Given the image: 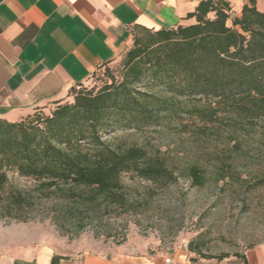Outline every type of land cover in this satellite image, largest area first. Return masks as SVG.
I'll list each match as a JSON object with an SVG mask.
<instances>
[{
  "label": "rangeland",
  "instance_id": "1",
  "mask_svg": "<svg viewBox=\"0 0 264 264\" xmlns=\"http://www.w3.org/2000/svg\"><path fill=\"white\" fill-rule=\"evenodd\" d=\"M248 2H236L234 14L240 15V6ZM259 4L264 10V0ZM128 51L97 69L82 88L96 93L113 80L121 82ZM139 88L156 90L153 85ZM55 100L21 107V116L7 120H23L39 106H47L42 113L48 114ZM206 105L182 98L157 125L128 129L115 124L101 131L116 149L139 147L164 159L174 175L164 182L126 172L119 201L92 198L81 187H48L8 171L0 188V256L32 255L43 248L107 253L180 249L219 263L238 261L247 249L264 245V125L246 132L235 131L228 119L207 122L200 117ZM8 112L0 111V117ZM193 164L206 176L202 186L189 176Z\"/></svg>",
  "mask_w": 264,
  "mask_h": 264
},
{
  "label": "trees",
  "instance_id": "2",
  "mask_svg": "<svg viewBox=\"0 0 264 264\" xmlns=\"http://www.w3.org/2000/svg\"><path fill=\"white\" fill-rule=\"evenodd\" d=\"M185 20L192 23L136 28L121 82L96 93L72 87L69 99L54 101L48 114L43 106L20 121L0 118V188L14 171L48 187H81L92 198L119 201L126 172L170 182L174 175L164 159L139 147L116 149L101 131L157 125L182 98L206 101L200 117L207 122L228 119L235 131L246 132L264 125V10L257 0L240 15L228 0H202ZM188 170L195 185L205 183L199 165Z\"/></svg>",
  "mask_w": 264,
  "mask_h": 264
},
{
  "label": "crops",
  "instance_id": "3",
  "mask_svg": "<svg viewBox=\"0 0 264 264\" xmlns=\"http://www.w3.org/2000/svg\"><path fill=\"white\" fill-rule=\"evenodd\" d=\"M200 1L0 0V111H9L0 118H17L21 107L65 99L72 87L129 49L136 28L192 23L185 17ZM228 1L233 7L239 2ZM243 255L235 262L213 263L180 249L107 253L43 248L32 255L0 256V264H264V245Z\"/></svg>",
  "mask_w": 264,
  "mask_h": 264
},
{
  "label": "built area",
  "instance_id": "4",
  "mask_svg": "<svg viewBox=\"0 0 264 264\" xmlns=\"http://www.w3.org/2000/svg\"><path fill=\"white\" fill-rule=\"evenodd\" d=\"M166 261H168V262H169V261H170V258H168Z\"/></svg>",
  "mask_w": 264,
  "mask_h": 264
}]
</instances>
